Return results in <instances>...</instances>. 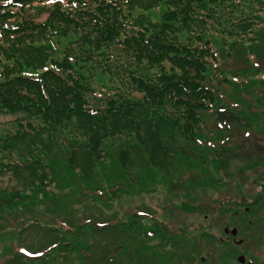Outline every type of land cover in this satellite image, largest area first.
Segmentation results:
<instances>
[{"label":"trees","instance_id":"obj_1","mask_svg":"<svg viewBox=\"0 0 264 264\" xmlns=\"http://www.w3.org/2000/svg\"><path fill=\"white\" fill-rule=\"evenodd\" d=\"M262 45L264 0H0V115L10 117L0 129V234L13 209L42 205L56 239L36 256L12 249L4 264H49L71 240L90 246L93 229L140 227L138 212L99 227L66 217L85 201L106 206L144 177L188 172L196 186L222 177L264 119ZM263 199L234 212L263 218ZM221 231L233 263L242 237L235 224Z\"/></svg>","mask_w":264,"mask_h":264},{"label":"rangeland","instance_id":"obj_2","mask_svg":"<svg viewBox=\"0 0 264 264\" xmlns=\"http://www.w3.org/2000/svg\"><path fill=\"white\" fill-rule=\"evenodd\" d=\"M258 50L262 59L260 63H263L264 45ZM243 52L244 50L240 49L235 53L234 63L240 62ZM234 99L238 103H243V98L234 97ZM248 104H251V100ZM260 104V102L254 103V109H261L262 107L258 106ZM9 118L6 114L0 115V129L9 126ZM228 131H237L236 134L240 136L243 133V129L238 128ZM247 139L244 153L227 161V165L223 167L222 177L202 178L201 183L207 184L206 186L193 185L192 177H188V172L182 177H163L160 174L162 177H144L142 184L139 182L136 185L127 184L126 186L131 190L126 193L121 192L118 199L106 206L83 202L78 209L71 211L66 217L72 223L91 216L99 220L100 224L97 225L99 227L102 222L114 223L124 220L122 219L124 215H127L125 220L130 221L128 217L137 212L144 219L139 218L142 221L139 223L140 227L127 228L125 224L122 225V231L110 225L99 230L93 229L94 235L89 233L86 238L92 239L90 246L85 244L79 247L75 244L77 240H71L68 247L55 252L56 258L49 264H103L109 256L110 260L106 264L225 262L229 258L224 257L227 252L222 249L223 245L218 240L220 236H224L221 227L225 223L235 224L238 228L236 237L243 238L241 244L235 246L237 252L245 254L243 264H247V258H252L255 264H264V216L261 218L259 214L254 213L255 216L252 214L250 223L240 215L241 213L234 212L240 210L242 202H249L257 195L264 196V190L259 189L258 186L263 183L261 179L264 180V119L256 123ZM0 185L4 186L5 183L0 182ZM138 186L143 189L137 191ZM76 190L70 192V195L84 200V193L79 189ZM239 199L242 200L238 201ZM210 201L218 202L215 204L217 207L211 209ZM17 209H13L15 217L8 214L14 217L12 228L8 229L9 226H6L7 231L0 234V264H4L6 261L4 259L10 250L21 249V245L26 247L28 254L36 256L40 250L49 249L56 240L50 233L52 230L47 228L45 216L48 213L44 206H26ZM49 213L51 221L58 218L53 213ZM4 225L9 224L5 221ZM126 225L129 226L130 222ZM144 225L161 226L165 230L164 234L148 235L150 233L146 231ZM174 231L177 234L172 238ZM68 241L69 239L66 242ZM204 254L205 257L202 256ZM28 261L29 263L21 258L10 264H31V260ZM232 264L240 263H237L236 258Z\"/></svg>","mask_w":264,"mask_h":264},{"label":"flooded vegetation","instance_id":"obj_3","mask_svg":"<svg viewBox=\"0 0 264 264\" xmlns=\"http://www.w3.org/2000/svg\"><path fill=\"white\" fill-rule=\"evenodd\" d=\"M234 233H236V232H234ZM226 236H227V235H226ZM227 238H228V237H226V239H227ZM238 255H242V256H243V259H239V261H238L237 263L243 264V263H244V261H245V256H244V254H240V253H239ZM238 255H237V256H238ZM237 260H238V259H237ZM229 261H230V260H228V261H225V262H227V263H229V264H232V263H231V262H229ZM247 263H248V264H254V262H253V261H252V263H249V262H248V260H247Z\"/></svg>","mask_w":264,"mask_h":264},{"label":"water","instance_id":"obj_4","mask_svg":"<svg viewBox=\"0 0 264 264\" xmlns=\"http://www.w3.org/2000/svg\"><path fill=\"white\" fill-rule=\"evenodd\" d=\"M233 232H235V230H233ZM240 241H241V239L238 240V242H240ZM239 258H240V259H243V256L240 255ZM213 264H227V263L214 262Z\"/></svg>","mask_w":264,"mask_h":264}]
</instances>
